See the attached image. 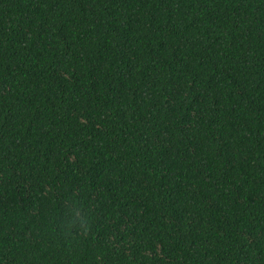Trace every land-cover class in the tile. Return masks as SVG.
Instances as JSON below:
<instances>
[{
    "label": "trees",
    "instance_id": "obj_1",
    "mask_svg": "<svg viewBox=\"0 0 264 264\" xmlns=\"http://www.w3.org/2000/svg\"><path fill=\"white\" fill-rule=\"evenodd\" d=\"M0 264H264V0H0Z\"/></svg>",
    "mask_w": 264,
    "mask_h": 264
},
{
    "label": "clouds",
    "instance_id": "obj_2",
    "mask_svg": "<svg viewBox=\"0 0 264 264\" xmlns=\"http://www.w3.org/2000/svg\"><path fill=\"white\" fill-rule=\"evenodd\" d=\"M77 216H78V213H77Z\"/></svg>",
    "mask_w": 264,
    "mask_h": 264
}]
</instances>
